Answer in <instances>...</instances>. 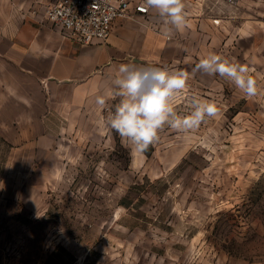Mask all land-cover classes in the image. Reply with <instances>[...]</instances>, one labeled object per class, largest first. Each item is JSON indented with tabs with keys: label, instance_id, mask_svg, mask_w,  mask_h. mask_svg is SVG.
<instances>
[{
	"label": "rangeland",
	"instance_id": "374dc122",
	"mask_svg": "<svg viewBox=\"0 0 264 264\" xmlns=\"http://www.w3.org/2000/svg\"><path fill=\"white\" fill-rule=\"evenodd\" d=\"M51 1L0 0V264H264V0H183L171 36L132 8L103 44L108 62L65 87L3 53L18 33L55 29ZM209 54L246 67L257 95L194 71ZM124 63L188 72L177 112L198 98L218 115L133 153L99 125L115 101L94 103Z\"/></svg>",
	"mask_w": 264,
	"mask_h": 264
},
{
	"label": "clouds",
	"instance_id": "9594fccd",
	"mask_svg": "<svg viewBox=\"0 0 264 264\" xmlns=\"http://www.w3.org/2000/svg\"><path fill=\"white\" fill-rule=\"evenodd\" d=\"M142 10H155L166 35L187 25L183 0H144ZM194 71L208 76L219 75L234 84L246 97L257 95V81L244 66L230 63L217 54L199 60ZM190 74L184 70L147 64H120L111 84L95 97L98 113L115 101L109 114L100 117L103 131H115L133 153H147L166 126L181 133L196 131L218 115L214 103L192 98L189 112L181 115L174 107L177 97L186 89Z\"/></svg>",
	"mask_w": 264,
	"mask_h": 264
},
{
	"label": "crops",
	"instance_id": "0c3cea01",
	"mask_svg": "<svg viewBox=\"0 0 264 264\" xmlns=\"http://www.w3.org/2000/svg\"><path fill=\"white\" fill-rule=\"evenodd\" d=\"M37 30L34 37L18 33L9 42V50L4 49L3 53L14 66L29 77L41 79L42 83L57 87L77 85L108 62L104 42L79 49L65 41L56 29L42 26ZM112 39L115 38L111 37L110 42L114 41Z\"/></svg>",
	"mask_w": 264,
	"mask_h": 264
},
{
	"label": "built area",
	"instance_id": "2783aa9c",
	"mask_svg": "<svg viewBox=\"0 0 264 264\" xmlns=\"http://www.w3.org/2000/svg\"><path fill=\"white\" fill-rule=\"evenodd\" d=\"M145 7L134 0H52L44 14L65 41L87 47L106 42L132 8L139 15H149L150 10H142Z\"/></svg>",
	"mask_w": 264,
	"mask_h": 264
}]
</instances>
